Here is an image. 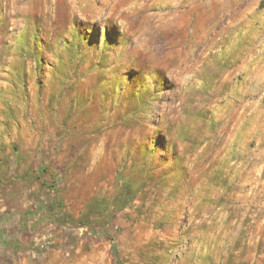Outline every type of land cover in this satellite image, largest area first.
Wrapping results in <instances>:
<instances>
[{
    "label": "rangeland",
    "instance_id": "obj_1",
    "mask_svg": "<svg viewBox=\"0 0 264 264\" xmlns=\"http://www.w3.org/2000/svg\"><path fill=\"white\" fill-rule=\"evenodd\" d=\"M10 4L0 264H264V0Z\"/></svg>",
    "mask_w": 264,
    "mask_h": 264
},
{
    "label": "trees",
    "instance_id": "obj_2",
    "mask_svg": "<svg viewBox=\"0 0 264 264\" xmlns=\"http://www.w3.org/2000/svg\"><path fill=\"white\" fill-rule=\"evenodd\" d=\"M122 198V197H121ZM121 198H117L115 199L114 201V204L115 206L118 208V207H121L123 206V203H122V199ZM112 251L114 252V254H117V249L115 247V244L114 242L112 243ZM117 264H121V261L120 260H117Z\"/></svg>",
    "mask_w": 264,
    "mask_h": 264
},
{
    "label": "clouds",
    "instance_id": "obj_3",
    "mask_svg": "<svg viewBox=\"0 0 264 264\" xmlns=\"http://www.w3.org/2000/svg\"><path fill=\"white\" fill-rule=\"evenodd\" d=\"M16 4H17V0H11V4H10V6H8L9 7V12H10V14L11 15H15V12L14 11H12V9H14L15 7H16ZM13 25L16 23V21L13 19V20H11L10 21Z\"/></svg>",
    "mask_w": 264,
    "mask_h": 264
}]
</instances>
